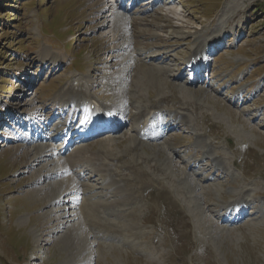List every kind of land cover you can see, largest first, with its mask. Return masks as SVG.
Returning a JSON list of instances; mask_svg holds the SVG:
<instances>
[{"label": "rangeland", "instance_id": "obj_1", "mask_svg": "<svg viewBox=\"0 0 264 264\" xmlns=\"http://www.w3.org/2000/svg\"><path fill=\"white\" fill-rule=\"evenodd\" d=\"M115 3L0 0V117L13 120L9 114L16 108L18 118L34 115L44 122L53 119L56 126L67 124L70 115L62 111L56 116L55 101L62 91L82 85L107 105L124 98L123 104L129 94L147 89L139 91L134 79L129 87L127 80L122 82L132 54L156 52L160 59L149 64L170 70L169 84L163 93L147 84L142 97L157 103L161 95L169 96L170 111L187 116L184 129L158 146L145 147L150 155L140 148L135 155L122 154L131 145V126L117 138L86 146L88 157L104 147L123 155L117 172L136 197L135 204H128V197L122 206L130 205L125 209L132 214L124 222L116 218L117 207L83 215L85 226L101 228L95 235L103 233L92 239L87 227L86 233L79 226L88 236L86 244L71 206L62 205L66 198H60V205L52 202L59 187L54 184L63 177L50 181L48 162L24 157L34 154L33 147L8 140L13 130L5 126L0 132V264H264V0H175L159 9L138 3L137 13L154 11L139 16L132 9L126 33L113 15L120 9ZM226 6L227 25L235 31L226 30L222 42L210 48L206 79L187 85L186 76L178 78L180 70L203 32L219 25ZM180 10L176 17L184 22L170 18ZM133 109L131 116L138 107ZM201 136L224 170L217 172L204 157L197 145ZM86 170L88 166L80 170L83 181L71 177L73 185L106 190ZM186 174L190 179L184 181ZM112 197L106 201L115 203ZM239 198L253 203L246 219L224 222L223 205Z\"/></svg>", "mask_w": 264, "mask_h": 264}, {"label": "bare ground", "instance_id": "obj_2", "mask_svg": "<svg viewBox=\"0 0 264 264\" xmlns=\"http://www.w3.org/2000/svg\"><path fill=\"white\" fill-rule=\"evenodd\" d=\"M171 4L172 3H168V5H171ZM227 6L225 7L224 11L222 12L220 18L218 19L219 25H217L214 29L210 28L211 29L210 34H209L210 29L203 32L204 35L200 37V41H199L200 44L198 45V47L196 48V50L194 51L193 56H192L194 60L204 58L203 49L205 50L206 46H209L208 44H210L211 42H213L215 40H220L221 38H224L226 30H228L231 33L235 31L234 26L229 27L227 25L228 19L231 18L229 16L230 7L228 8ZM180 13H182V11H180L179 13L175 11L174 16H172V17L170 16V18L173 20H177L179 22H181V21L184 22L183 20L176 17L178 14L180 15ZM164 15L167 16L166 13ZM114 17L117 20L118 24H120L122 26V28H124L123 31H125V29L127 28V24H126L127 21H125L124 19L126 17H123L120 14H116V12H114ZM176 32H179V31H176ZM119 35L123 37L122 33H120ZM44 54H48V53L45 52ZM142 56L143 55L139 56L137 54L132 55L133 60L131 62V59H130L131 63L127 65L128 69H126L127 71L124 72V74L126 73V76H127L125 81L127 80V82L130 83L132 81L131 79L136 80L134 82L137 83V87L139 88V91H141V92H142L143 87L144 88L147 87V89H148V86H147V84H148V85H150L149 88H151V89L155 88L157 90H160V92L163 93L162 88L166 87L165 85L169 84V78H170L169 71L170 70L165 69V68H155V67L152 68L150 66V64L152 62H156V61H151L149 64L143 60ZM148 57L157 58L156 52L151 53ZM145 59H147V58L145 57ZM150 60H152V59H150ZM56 62L57 61H55V63ZM136 70H137L138 74H137ZM144 80H146V84H143ZM174 81H179V80L176 78ZM131 84L133 85L132 82H131ZM122 85H124V84H122ZM82 86L83 87H80L79 89H74V88L68 89L66 92L61 94L60 98H59V99H62V97L63 98L66 97L67 101L71 102V104H69L67 102V105H69L70 108H74V110H75L73 113V114H75V116L73 115L71 117V121L68 124V128H69L68 134L64 136V138H66V140L69 139L71 136V133L75 132L77 127L80 126L79 124H83V128L81 129V132H83L84 131V125L86 126V125L90 124L91 120L98 119V117H100V119H102L103 117L107 118L108 113H109L108 109L106 107H104V105L102 106L98 101L94 104V100H93L94 96L92 95V91L88 90V92L90 94H87V90L84 89L85 85H82ZM180 88H182V87H180ZM183 88H185V87H183ZM147 89H146V91H148ZM146 91L143 90V93ZM149 91H150V89H149ZM143 93L138 92L136 95H130L129 94L128 101L120 105L121 111L119 112V114H120V118H123V119H125L127 116L126 115L127 114L126 109H131V108L136 109V107H138L136 114L133 117V120H131V122H133V125H134V128L132 129V135L130 137L131 145L128 147H125L124 151H122L123 155H131L136 151L137 148H140L144 155H150L149 153H147L145 151V147L151 148V146L147 142H149L148 140L157 139V137H159V134L157 132L154 134L151 130H149V128L148 129H146V128L148 126H151L153 124L154 120L159 119L163 115L162 110H166L168 112L167 109L170 108L171 101L168 98L169 96L168 97L166 95H161L160 97L158 96L159 98H158L157 103H152L150 100H148V99L145 100V98L142 97ZM59 99H57V101H59ZM75 100H76V103L74 104ZM80 101L83 104L82 107H79L77 105ZM129 101H131V103H134L135 106L132 107V105L129 104ZM98 104L101 107V109L96 107ZM187 107L189 108V106H187ZM186 110H188V109H186ZM101 111H102L103 116H100ZM188 112H190V111H188ZM78 114L80 117V119L78 120L79 124L73 125V120H74V118L76 119ZM172 118L175 119V120L173 119V121H174L173 124H176L178 121L179 122L187 121V116H186L185 112L172 115ZM100 121H103V120H100ZM145 129H146V132H148L147 136H146V133L144 131ZM55 135H60V132L58 131V129H55V131H53L51 133L50 137L45 135L40 140L39 139H33L32 141H30L29 144H32L34 146L33 147V153L34 154L33 155H25L24 154V157H26V156H31L32 158L34 157L36 159V161L39 162V164L42 162H48V166L52 167V169H53V170H51V173L49 176L51 178L50 181H53V180L59 179V178L62 179V177H63V179H65V180L62 179L59 182L54 184L56 186L59 185L60 189H59V187H57L56 193L53 192V193H55L53 195V197L51 198L53 204L60 205V203H61L60 198L62 196H64L66 198V201L62 202V205H67L68 207H69V205H71V208H69V211L72 213L71 216L74 217L75 221L78 222V224H76V228H77L78 233L82 237H84L82 229L79 228V226H82L83 229H85V230L87 227L89 233L93 234L92 235L93 238L98 239V237H97V235H95L94 231H102L101 228H97L94 226L90 227L89 224L87 226H85V221L82 220L84 218V217L82 218L83 215H86V216L92 215L93 212L95 211L94 208L99 209V215H101L105 212L104 209H106V208L110 209V208L117 207L118 209L119 208L120 209L116 210V214L120 212V216L119 217L116 216V218L118 220L124 222L125 218L128 219L132 214L131 213H130L131 215L127 214V210L129 209L130 205H128L127 207H122V206H126V203L129 200V198L131 200H130V203H128V204H131V203L135 204L136 203V200H134V198H136L135 192L131 191V188L128 186V180L125 179V177L122 175L121 172H120V174H118V172H117L119 163H124V162H121V161H123L124 157L121 153H120V156H117L118 154L114 155L113 152H110L112 150L104 147L100 151H98V153L95 155H99L100 157H103V159L108 160V162L103 163V165L101 164V166L94 167V165H92V164H94V163H92V161L95 162L97 159H95V157H93V156H91V157L87 156L88 150L86 147L78 148V149H76V151H73L68 156L63 157L62 155L67 154V152H65L62 148L63 145L60 144L58 149L54 148V146H53L57 142V140L54 139V137H56ZM72 135H76V133L72 134ZM109 139L112 140L114 138H109ZM109 139H105V141H107ZM197 145L199 147L201 146L202 149L204 150V157H207L209 160L211 159L216 167H220V169L224 170L223 162L220 161L219 158H216L213 156L214 154H213L212 147L204 141L203 137L198 138ZM202 145H204V146H202ZM156 146H158V145H156ZM118 148H120V147H118ZM105 150H107V151H105ZM172 153H173V151H172ZM106 154L110 155L109 157L111 158V160L107 156L105 157ZM133 155H135V154H133ZM136 155H140V154H136ZM173 155H175V154L173 153ZM204 160H207V159H204ZM101 161H102V159L99 160V162H101ZM142 164H147V162H142ZM85 166H88L90 168V170L96 174V177H98L99 180L101 179L103 181V187L106 190L102 189L101 185H99L100 188L99 187L97 188L96 186H91L88 184H85L86 186L83 185V188L85 187V189L80 190V192H78L77 190L74 189V187H76V185H73V180H71V178H69V177L66 179V176H68V174L73 173L72 171H75L77 169L79 171V169H81ZM116 166H117V168H115ZM99 168H102V169L99 170ZM55 169H56V171H54ZM188 175L189 174L185 175L186 177H185L184 181H187L188 179H190L188 177ZM118 178L122 179V181H117ZM101 180H100V182L102 183ZM125 181H126L127 185H124V186H125V189L127 192L124 193V191H125L124 188H120V187H123L121 185V183H124ZM60 183H62V186ZM99 189L103 190L102 193L98 192ZM58 191H60V192H58ZM81 194L85 195L86 201L84 200L83 203L78 202L79 201V195H81ZM112 194L116 198L115 203H111V202L106 201V200L114 199L112 197ZM89 197L91 199H95L97 197L99 200L98 201L95 200L96 202L92 201V200L90 201V199L87 200ZM235 201L239 202V203L230 204V205H226V204L223 205V210L224 211L226 210L227 213L229 214V219H227L226 222L232 223V224H236L240 220H242V218L240 217L241 213L244 211L246 212V209L248 207H250L251 205H253V203L252 204L248 203L246 201V199H244V198H239L238 200H235ZM92 202H94V203H92ZM242 202L244 204L241 206ZM90 203H92V204H90ZM228 207H236V208H228ZM125 208H128V209H125ZM76 209H78V213L75 212V211H77ZM124 211H126V217L121 216ZM73 213H74V215H73ZM79 214H80V216H79ZM99 215H97V217ZM232 218H234L233 222H231ZM243 218L245 219V217H243ZM98 220H100V218H98ZM89 222H91V221H89ZM127 223H128V221H127ZM74 230L75 229L69 231V233L67 235V237L69 238L68 240L73 238V235H75ZM104 231H106V230H104ZM106 232H109V231H106ZM86 233H87V230H86ZM114 234H117V233H114ZM98 235H103V233H99ZM84 241H85V243L88 241V236L84 237ZM80 242H81V240H80ZM86 244H88V243H86ZM85 245H84V247H85Z\"/></svg>", "mask_w": 264, "mask_h": 264}]
</instances>
